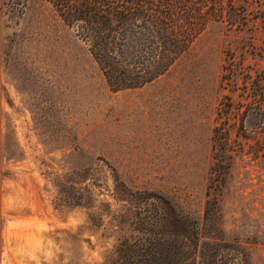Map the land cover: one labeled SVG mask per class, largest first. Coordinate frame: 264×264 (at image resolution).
I'll return each instance as SVG.
<instances>
[{"label": "rangeland", "instance_id": "1", "mask_svg": "<svg viewBox=\"0 0 264 264\" xmlns=\"http://www.w3.org/2000/svg\"><path fill=\"white\" fill-rule=\"evenodd\" d=\"M231 1L243 27L212 21L164 74L114 91L48 2L10 16L0 0V264H107L147 235L135 191L196 220L204 253L264 264V102L248 111L264 90L249 83L264 79V0ZM216 126L227 165L209 189Z\"/></svg>", "mask_w": 264, "mask_h": 264}, {"label": "trees", "instance_id": "2", "mask_svg": "<svg viewBox=\"0 0 264 264\" xmlns=\"http://www.w3.org/2000/svg\"><path fill=\"white\" fill-rule=\"evenodd\" d=\"M28 1L3 0V3L10 16H19ZM44 1L87 45L114 91L141 87L164 74L210 22L221 21L240 28L248 18L246 9L231 0ZM249 83L260 88L264 79L250 78ZM251 97L253 102L248 111L255 110L254 103L264 102V90H252ZM214 140L217 151L211 165L209 189L217 188L224 178L229 141L225 129L216 126ZM113 177L117 189L121 181L115 172ZM134 194L138 199L146 196L144 207L137 205L142 216L136 226L147 235L121 239L107 264H229L218 250L204 253L198 249L196 220L177 213L169 199L155 191ZM158 202L161 205L157 206ZM209 211L207 199L205 219L210 218ZM168 217L182 226L181 236L176 240L175 234L165 230Z\"/></svg>", "mask_w": 264, "mask_h": 264}]
</instances>
